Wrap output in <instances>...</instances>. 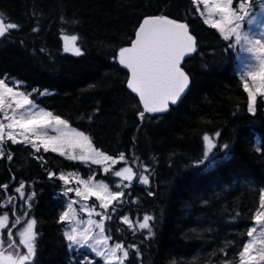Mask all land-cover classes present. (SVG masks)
<instances>
[{"label":"trees","instance_id":"trees-1","mask_svg":"<svg viewBox=\"0 0 264 264\" xmlns=\"http://www.w3.org/2000/svg\"><path fill=\"white\" fill-rule=\"evenodd\" d=\"M191 8L190 0H0L5 20L23 25L22 31L0 40V74L25 81L26 90L49 89L52 94L37 98V103L70 118L73 127L87 128L95 134L97 146L109 154L125 151L130 155L135 135L139 140L136 155L145 162H151L153 155L159 160L152 165L155 197H148L135 181L127 190L132 193L129 199L139 197L140 203H129L125 213L133 220L142 218L144 212L157 217L153 238L141 245L142 261L131 256L130 264H171L173 260L176 264H223L220 248H225L232 264H238V252L248 239L251 212L264 189V100L258 97L255 115L247 112L246 93L236 68L237 51H222L225 45L217 39L218 33L203 25L201 19L186 17ZM33 11L36 18L30 19ZM161 12L191 20L200 46L186 64L192 76L188 93L159 123L154 120L137 133L132 112L115 102L122 94L119 81L123 72L111 60L110 45L123 43L144 14ZM60 16L79 24L64 25ZM37 24L41 31L33 34L31 27ZM62 27L65 34L80 36L78 43L86 48L83 57L62 52ZM21 39L25 40L23 47ZM42 47L46 50L43 53L39 51ZM91 84L97 87L90 88ZM97 102L101 113L89 126L80 117L92 114ZM205 131H220V144L229 143L231 151L214 167L196 169L192 165L202 156L201 136ZM5 150L11 151L14 159H0V183L15 187L20 180L29 184L38 181L32 210L41 234L36 264H70L73 253L67 252L62 227L57 223L63 202L61 183L47 180L40 163L25 146L10 145ZM45 158L49 170L78 171L87 177L88 169L81 162L51 152ZM92 167L97 169L96 180L115 181L102 174L98 166ZM8 194L11 191H0V204ZM236 212L241 215L237 217ZM108 225L113 230L126 229L118 217ZM119 238L126 243H140L142 239L139 233L133 237L127 230ZM74 254L77 258L93 257L84 251Z\"/></svg>","mask_w":264,"mask_h":264},{"label":"snow or ice","instance_id":"snow-or-ice-1","mask_svg":"<svg viewBox=\"0 0 264 264\" xmlns=\"http://www.w3.org/2000/svg\"><path fill=\"white\" fill-rule=\"evenodd\" d=\"M190 3L192 8L186 17L199 18L203 25L218 33L217 39L225 45L222 51L247 55L248 62L240 71V81L246 93V110L255 115L258 97L264 100V2L190 0ZM35 18L33 11L30 19ZM59 19L64 25L79 24L78 20L69 21L64 16ZM22 30V24L10 18L5 20L4 14L0 13V40ZM40 31L38 24L31 27L33 34ZM59 32L63 53L75 57L86 54V48L78 43L81 39L79 35H67L63 27ZM19 44L23 47L25 40L21 39ZM199 46V37L191 26V20L165 12L144 14L123 43L110 45L111 60L123 72V79L119 81L122 94L115 102L123 103L132 112L137 133L154 120L159 123L160 118L169 114L190 90L192 76L186 70V64L198 53ZM39 51L43 53L46 50L42 47ZM89 87L96 88L97 85ZM26 89L25 81L10 78L6 73L0 74V159L12 162L14 155L11 151L6 152V147L25 146L40 163L47 180L61 183L63 202L57 223L62 227V240L67 252L73 253L70 264H130L131 256L142 261L141 245L153 238L157 217L144 212L142 218L137 216L133 220L124 209L129 203H140L139 197L129 199L132 193L127 190L132 188L134 181L148 197L157 195L151 190V184L155 173L152 165L159 164L158 158L153 155L151 162H145L137 156L135 148L139 140L135 135L131 138L133 148L130 155L125 151L109 154L97 146L95 134L87 128L73 127L70 118L37 103V98L52 94L49 89ZM100 113L101 106L97 102L92 114L80 119L86 120L90 126ZM50 132L55 134L50 135ZM219 137L220 131L212 134L205 131L202 134V156L194 162L193 168H211L218 160L229 157L231 145L220 144ZM49 152L58 153L68 161L81 162L88 169L87 177L78 171L49 170L45 158ZM93 165L98 166L106 177L116 178L115 181L96 180L97 169ZM118 165L122 166L117 168ZM11 180L16 182L15 173ZM36 183L38 181L29 184L20 180L15 187L0 183V191H11L0 204V264H36L41 235L37 230L38 220L32 215L38 195ZM235 215L239 217L241 213L236 212ZM114 217H118L126 229L110 228L108 222ZM251 221L246 230L248 239L238 252V264H264V189L259 192L258 205L251 212ZM125 230L133 237L139 233L142 237L140 243H126L120 239ZM84 248L93 257L75 256L76 250ZM219 254L224 257L223 264H232L227 259L225 248H220ZM171 264H176V261Z\"/></svg>","mask_w":264,"mask_h":264},{"label":"rangeland","instance_id":"rangeland-1","mask_svg":"<svg viewBox=\"0 0 264 264\" xmlns=\"http://www.w3.org/2000/svg\"><path fill=\"white\" fill-rule=\"evenodd\" d=\"M259 2H264V0H258V3ZM202 7V6H201ZM255 28V25L253 26ZM236 61H237V64H236V68H237V72H238V75H239V78H240V71L241 69L243 68L244 66V63L248 62V57L246 54H239L238 55V52H237V55H236ZM249 83H252L250 80H249ZM50 135H54L55 133H49ZM57 155H59L58 153H55ZM65 158V157H64ZM73 162V161H72ZM122 166V165H121ZM67 173V172H66ZM63 198V197H62ZM94 199V198H93ZM89 203H91V201H89ZM98 203V202H97ZM81 216H83V218L87 219L86 215L81 213ZM96 218V217H94ZM78 251H84V252H87L89 254H91L93 256V254L86 248L84 249H78L76 250L75 252H78Z\"/></svg>","mask_w":264,"mask_h":264},{"label":"water","instance_id":"water-1","mask_svg":"<svg viewBox=\"0 0 264 264\" xmlns=\"http://www.w3.org/2000/svg\"><path fill=\"white\" fill-rule=\"evenodd\" d=\"M187 93H188V92H187ZM187 93H186V94H187ZM184 97H185V96H184ZM184 97H183V98H184ZM176 106H177V105H176ZM176 106H174V108H175ZM165 115H166V114H165Z\"/></svg>","mask_w":264,"mask_h":264}]
</instances>
